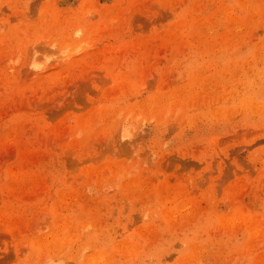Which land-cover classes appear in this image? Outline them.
Segmentation results:
<instances>
[{"label":"rangeland","instance_id":"374dc122","mask_svg":"<svg viewBox=\"0 0 264 264\" xmlns=\"http://www.w3.org/2000/svg\"><path fill=\"white\" fill-rule=\"evenodd\" d=\"M0 264H264V0H0Z\"/></svg>","mask_w":264,"mask_h":264}]
</instances>
